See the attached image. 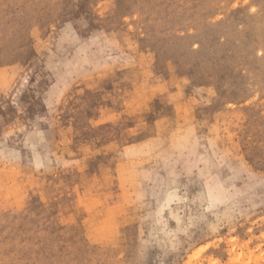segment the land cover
<instances>
[{"label": "rangeland", "instance_id": "374dc122", "mask_svg": "<svg viewBox=\"0 0 264 264\" xmlns=\"http://www.w3.org/2000/svg\"><path fill=\"white\" fill-rule=\"evenodd\" d=\"M0 264H264V0H0Z\"/></svg>", "mask_w": 264, "mask_h": 264}]
</instances>
